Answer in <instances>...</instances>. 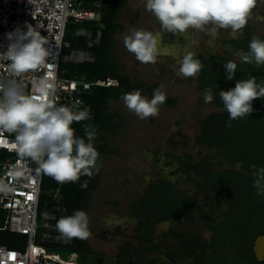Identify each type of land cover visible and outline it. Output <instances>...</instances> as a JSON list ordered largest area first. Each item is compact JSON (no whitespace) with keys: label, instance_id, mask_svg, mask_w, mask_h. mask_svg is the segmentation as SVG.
<instances>
[{"label":"trees","instance_id":"trees-1","mask_svg":"<svg viewBox=\"0 0 264 264\" xmlns=\"http://www.w3.org/2000/svg\"><path fill=\"white\" fill-rule=\"evenodd\" d=\"M82 6L89 9H98L94 4L98 0H77ZM100 20H85L81 23L71 22L67 26L65 41L69 43L63 48L62 57L71 55L74 50H82L93 55L94 61H65L61 59L60 66L63 69L65 64L69 65V75L73 77L85 76L86 79L94 81L97 78H117L118 85H93L84 97V107L89 109V118L81 121H73L75 135L84 137V126L88 125L89 130L95 129L96 135L93 144L98 150L99 156L106 151H112L108 146L107 132L116 131L120 126L117 120L108 111V103L111 99L122 98V93L140 90L141 94L151 98L153 89L160 87L159 83L148 84L142 80H133L130 76L122 73L118 64H114L113 55L114 36L121 30L117 24V13L126 3V0H99ZM89 29L91 35L88 37L77 33L79 29ZM100 32V33H99ZM99 33V41L96 38ZM253 35L264 39L263 32H255L246 27L243 34L236 38H225L233 52H247L248 44ZM91 41V45L89 42ZM201 62V69L197 73V90L200 93L208 91L213 99L210 101L219 110L214 111L200 119V131L196 136V142L208 149H216L215 155L220 162H225L226 167H216L211 162V156L199 159V153H170L167 166L174 164L171 174L177 171L185 180H191L197 186L196 191L189 193L181 189L172 179L161 177L147 183V191L142 194L139 203L132 204L136 214L142 213L144 218L139 222L140 232L137 235L139 245L130 246V243L122 247L123 256L136 252L133 264H166L159 262L158 257L146 261L147 253L161 254V245L157 242L154 225L165 220L173 223L177 219H183L193 223L200 217L197 206V191L206 195H213L226 200V205L217 202L219 210L217 217H212L208 227L212 231L209 238L193 237L189 241H181L184 261L181 264H264L258 260L253 253V243L259 234H264V196H258L253 187L252 172L250 165L264 166V97L254 98L252 101L253 110L243 117L234 119L228 124V113L224 109L218 95L220 90H228L235 86V81L247 78L249 75L257 77V82L264 79V65L242 62L238 58L227 53H214L193 55ZM233 60L237 63V70L233 80L225 79L224 63ZM114 64V69L112 65ZM67 71V70H66ZM162 91V90H161ZM176 104V97L166 95V100L161 105L173 106ZM113 152V151H112ZM99 173L89 177L82 175L79 180L57 182L51 176L43 174L42 192L40 205L50 213H56L52 223L64 215H71L76 209L85 210L82 195L97 187ZM87 181V187H81V182ZM59 188V193L54 198L52 193ZM50 189V192L47 191ZM47 194L44 198L43 194ZM76 193V194H75ZM75 194V196H74ZM60 196V197H59ZM55 205L65 208V212L54 209ZM213 206V203H212ZM206 217V215H202ZM4 223V221H3ZM2 224H0L1 226ZM39 227V234L44 230ZM55 232V230H52ZM16 232L7 229H0V246L12 248V245H19L27 236L20 240H9V234ZM25 236V238H24ZM178 239L181 234H177ZM69 244L43 242L48 248H57L67 252L82 249L83 252L89 249L86 239L72 237ZM40 241V237L37 239ZM80 257L82 254L78 252ZM97 261L100 262L98 259ZM132 263V261H131ZM101 264V263H100Z\"/></svg>","mask_w":264,"mask_h":264},{"label":"rangeland","instance_id":"rangeland-1","mask_svg":"<svg viewBox=\"0 0 264 264\" xmlns=\"http://www.w3.org/2000/svg\"><path fill=\"white\" fill-rule=\"evenodd\" d=\"M100 4L98 0L94 5L99 9ZM144 4L145 0H142L141 11L137 16H132L133 23L130 24L129 19L124 20L126 30L117 36L113 44V55L116 61L113 63L118 64L121 72L133 80H142L148 84L159 83L166 95L176 97V104L173 106L159 105L157 115L140 119L126 107L122 98L109 101L108 111L120 120V126L116 131L107 132L108 146L113 149V152L106 151L100 156L97 165L99 168L97 187L82 195L89 218L90 233L87 237L89 249L84 252L78 249L83 256L81 257L83 264H133L137 255L134 249H132L133 253L128 256L121 255V250L127 243H130V246L139 245L137 240L140 232L139 222L144 215L136 214L132 204L136 201L140 202L141 195L147 191L148 182L161 177H171L181 189L189 193L196 191L197 185L191 180L183 179L181 172L171 174L176 159H173L172 166H167L166 160H169L170 153H199V159L211 156V162L216 167L227 166L215 155L216 149H208L196 142V136L200 131V119L218 111L219 108L212 102L206 103L203 98L204 93L197 90V73L194 76L184 77L178 72L179 61L185 55L180 51L181 48L192 52L193 55L205 54L208 50L215 53H227L238 58L239 55L227 47L228 41L222 45L224 39L232 38V34L236 37L242 35L246 27L259 33L264 31V0H255L248 21L243 28L237 31H232L231 28H217L215 36L209 32L212 27L210 23L205 25L204 29L189 28L178 33L163 31L160 28V22L150 11L147 15ZM125 14L127 13L121 10L122 18ZM133 28L150 30L159 34L158 50L154 62L141 63L124 46L123 36ZM77 33L88 37L91 35L89 29L84 28L77 30ZM99 33L96 42L99 41ZM63 59L76 63L94 61L91 53L82 50H74L71 55H66ZM113 63L110 64L112 69H114ZM64 66L67 70L66 76L70 77L69 65ZM47 192L49 193L50 189ZM56 193H59V189ZM197 195L200 217L193 223L177 219L163 227L160 223L155 224V236L161 245V254L159 252L147 253L146 261L158 257L159 262L181 264L184 261L180 247L181 241L186 242L193 237L202 239L210 237L208 225L212 217L219 215V210L216 208L217 202L221 200L225 206L226 200L220 197L215 198L211 194L206 195L202 191H197ZM43 197L46 198L47 194L44 193ZM54 207L57 211L65 212L62 206L55 205ZM43 212H48V210L40 205L38 223H52L51 219L42 217ZM203 214L206 217H202ZM4 217L5 211L0 209V224H3ZM40 229L46 230L45 228ZM54 229L52 240L60 241L55 243L69 244L73 241V238L64 236L57 227ZM177 234H181L180 239ZM9 236V240L23 238L19 233L9 234ZM26 243L27 240L19 245H12V248H24ZM56 251L67 252L65 249ZM98 259L100 262L97 261Z\"/></svg>","mask_w":264,"mask_h":264},{"label":"clouds","instance_id":"clouds-1","mask_svg":"<svg viewBox=\"0 0 264 264\" xmlns=\"http://www.w3.org/2000/svg\"><path fill=\"white\" fill-rule=\"evenodd\" d=\"M255 0H145V9L160 22L163 31L178 33L189 28L204 29L209 23L211 35L217 28H231L237 31L248 21ZM6 51L0 57L7 59L8 77L0 79V131L15 134L13 147L19 158H28L37 165V171L51 176L57 182L79 180L82 175L91 177L97 167L98 150L93 144L94 128L84 126V137L75 135L73 121L89 118V109L80 107L78 99L70 106L54 105L49 99L53 84L48 75L35 78L33 93L26 94L20 79L29 70L46 63L50 53L44 37L32 24L26 30L17 27L6 33ZM159 34L150 30L133 28L123 36L126 49L141 63L156 60ZM242 62L264 65V39L253 35L247 52H239ZM181 76H194L202 65L192 52L186 53L179 61ZM225 79L233 80L237 63H224ZM161 87L153 89L151 98L140 90L122 93L128 109L140 119L158 114L159 105L166 100ZM224 109L228 113V124L234 119L248 115L253 110L252 101L264 97V79L257 77L237 79L235 86L218 93ZM204 101L213 96L205 91ZM253 187L258 196H264V166L250 165ZM87 187V181L81 182ZM57 229L67 238L86 239L89 236V218L83 209H76L71 215L62 216L56 222ZM76 252V251H73ZM78 253V252H77Z\"/></svg>","mask_w":264,"mask_h":264},{"label":"built area","instance_id":"built-area-1","mask_svg":"<svg viewBox=\"0 0 264 264\" xmlns=\"http://www.w3.org/2000/svg\"><path fill=\"white\" fill-rule=\"evenodd\" d=\"M93 19L100 20L99 11L85 8L77 0H0V52L6 51L7 32L17 27L26 30V24H32L44 37L50 53L43 66L29 70L20 78L26 94L33 93L35 78L48 75L53 84L49 99L54 105L70 106L78 99L83 108L84 97L93 85H118V79L111 77L94 81L76 74L67 77L66 69L60 66L63 48L69 45L65 41L68 24ZM8 63L0 57V79L8 77ZM14 139V133L0 131V209L5 211L0 229L25 234L27 243L24 248L0 246V264H83L79 253H59L57 248H48L43 243L60 242L52 240L54 223H38L43 173L37 171V165L30 159L18 157ZM58 189L52 193L54 198ZM42 217L52 220L56 213L43 212ZM40 226L46 229L41 234ZM38 237L41 242L37 241ZM74 253L77 256L70 259Z\"/></svg>","mask_w":264,"mask_h":264},{"label":"crops","instance_id":"crops-1","mask_svg":"<svg viewBox=\"0 0 264 264\" xmlns=\"http://www.w3.org/2000/svg\"><path fill=\"white\" fill-rule=\"evenodd\" d=\"M135 1H137V2H134L136 5H134V3L131 1V0H126V3H125V5L123 6V7H121L120 9H119V11H118V13H117V19H116V22H117V24L121 27V30L120 31H118V32H116V34H115V36H114V41H116V39H117V36L119 35V34H121V33H123V31L124 30H126V23H125V21H127V19H129V21H131L130 22V24L131 23H133V15L134 16H137L138 14H139V12L141 11V9H142V0H135ZM145 9V8H144ZM121 10H123L124 11V13H127V14H125V17L124 18H122L121 16H120V12H121ZM145 12L147 13V15H148V13H149V11L148 10H146L145 9ZM131 13V14H130ZM125 20V21H124ZM182 50H180V51H182L184 54H186V53H188L187 52V50L184 48H181ZM177 51V50H176ZM192 51V50H191ZM72 54V53H71ZM77 60H81V59H77ZM120 69V68H119ZM121 71V70H120ZM158 179V178H157ZM169 179V178H168ZM171 224V223H170ZM160 225L163 227V226H165V225H163V224H161L160 223ZM167 226V225H166Z\"/></svg>","mask_w":264,"mask_h":264},{"label":"water","instance_id":"water-1","mask_svg":"<svg viewBox=\"0 0 264 264\" xmlns=\"http://www.w3.org/2000/svg\"><path fill=\"white\" fill-rule=\"evenodd\" d=\"M232 37L236 38V35L232 34ZM227 45L232 48V46L230 44H227ZM169 179H172V178L170 177ZM170 223H171V220H165V221L161 222V224H163L165 226L169 225ZM211 232L212 231L210 230V233ZM252 249H253V253H254L255 257L260 261H264V234H259L255 238Z\"/></svg>","mask_w":264,"mask_h":264},{"label":"flooded vegetation","instance_id":"flooded-vegetation-1","mask_svg":"<svg viewBox=\"0 0 264 264\" xmlns=\"http://www.w3.org/2000/svg\"><path fill=\"white\" fill-rule=\"evenodd\" d=\"M231 38V37H230ZM233 38V37H232ZM222 43V42H221ZM228 43V42H227ZM225 45L226 44V42L225 41H223V43H222V45ZM230 44V43H229ZM231 45V44H230ZM227 47L229 48V49H231L232 51H233V48H231V47H229L228 45H227ZM215 52L214 51H208L207 50V52L205 53V54H208V55H211V54H214ZM173 180V179H172Z\"/></svg>","mask_w":264,"mask_h":264},{"label":"bare ground","instance_id":"bare-ground-1","mask_svg":"<svg viewBox=\"0 0 264 264\" xmlns=\"http://www.w3.org/2000/svg\"><path fill=\"white\" fill-rule=\"evenodd\" d=\"M76 256H77V254L74 253V254L72 255V258H70V259H75Z\"/></svg>","mask_w":264,"mask_h":264},{"label":"snow or ice","instance_id":"snow-or-ice-1","mask_svg":"<svg viewBox=\"0 0 264 264\" xmlns=\"http://www.w3.org/2000/svg\"><path fill=\"white\" fill-rule=\"evenodd\" d=\"M29 198H31V197H29Z\"/></svg>","mask_w":264,"mask_h":264}]
</instances>
